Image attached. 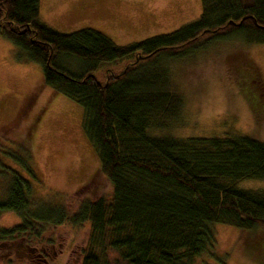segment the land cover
I'll return each mask as SVG.
<instances>
[{
  "label": "trees",
  "instance_id": "1",
  "mask_svg": "<svg viewBox=\"0 0 264 264\" xmlns=\"http://www.w3.org/2000/svg\"><path fill=\"white\" fill-rule=\"evenodd\" d=\"M39 0H0V35L40 64L43 82L83 109V128L112 185L111 204L83 201L68 215L64 206L34 208L24 181L3 171L0 215L20 222L0 228V241L39 236L41 224H90L80 264H112L108 248L126 264H191L212 249L213 223L264 230V190L238 189L241 179H264V142L247 135L151 137L150 125L175 117L181 96L170 87L165 60L191 55L212 41L239 36L264 43V0H201L199 17L176 30L116 45L100 31L60 33L39 21ZM118 73L94 75L102 63L125 59ZM249 97L264 107V84ZM30 158V156H27ZM31 173L28 161L22 162Z\"/></svg>",
  "mask_w": 264,
  "mask_h": 264
},
{
  "label": "rangeland",
  "instance_id": "2",
  "mask_svg": "<svg viewBox=\"0 0 264 264\" xmlns=\"http://www.w3.org/2000/svg\"><path fill=\"white\" fill-rule=\"evenodd\" d=\"M201 0H39V21L60 33L92 28L116 45L164 34L196 20ZM125 59L100 64L93 72L104 82L106 68L118 73ZM170 87L181 96L178 114L162 126L150 125L151 137L247 135L264 142V107L255 113L249 97L255 81L264 84V43L241 37L212 41L191 55L165 60ZM40 64L0 35V199L3 171L24 181L30 207L40 202L64 206L68 215L83 201L111 204L112 185L99 172V158L83 128V109L43 82ZM27 156H30L28 158ZM28 161L31 173L22 162ZM238 189L264 190V179H241ZM20 222L8 211L0 228ZM39 236L0 241V264H80L89 247L90 224H41ZM212 249L191 264H264V230L213 223ZM104 257L126 264L108 248Z\"/></svg>",
  "mask_w": 264,
  "mask_h": 264
}]
</instances>
